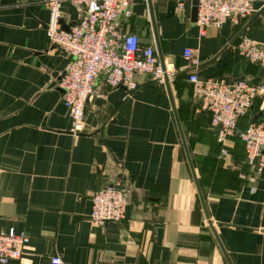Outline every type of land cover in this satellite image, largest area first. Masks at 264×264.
<instances>
[{
  "label": "crops",
  "instance_id": "obj_1",
  "mask_svg": "<svg viewBox=\"0 0 264 264\" xmlns=\"http://www.w3.org/2000/svg\"><path fill=\"white\" fill-rule=\"evenodd\" d=\"M183 2L179 9L176 0H152L151 9L136 0L122 20L126 33L157 48L152 10L165 64L177 70L170 92L150 75H138L131 93L100 78L76 136L60 86L70 57L51 44L48 8L38 0H0V232L27 236L23 259L0 264H52L53 257L63 264H229L224 251L231 264H264V169L246 163L239 135L226 148L218 142L219 128L192 101L189 82L195 72L264 86V65L236 49L243 37L264 44V10L202 31L195 0ZM78 17L65 2L63 29ZM185 49L195 51L197 68ZM262 113L259 93L238 133ZM112 184L129 193L127 217L96 225L92 197Z\"/></svg>",
  "mask_w": 264,
  "mask_h": 264
},
{
  "label": "built area",
  "instance_id": "obj_2",
  "mask_svg": "<svg viewBox=\"0 0 264 264\" xmlns=\"http://www.w3.org/2000/svg\"><path fill=\"white\" fill-rule=\"evenodd\" d=\"M136 0H38L50 13L47 35L54 47L68 53L70 61L60 79L63 103L71 119V133L84 132L85 109L89 99L97 93V83L103 78L111 88L124 87L134 92L139 88L138 75H150L153 82L165 87L177 74L174 66H162L155 46H143L138 35L126 33L123 19L132 16ZM148 2V0H144ZM183 9V0H176ZM71 2L79 11V17L69 30L62 27V6ZM264 0H197L196 24L204 31L208 27L219 28L227 21L239 23L252 17L258 10L255 4ZM236 49L240 55L254 64L264 65V44L243 37ZM184 58L190 67L197 68L199 60L193 49H185ZM193 85L192 101L201 110L212 114V126L218 131L217 140L226 148L227 141L236 134L244 144L246 163L262 171L264 169V119L253 122L245 131H237L242 117L249 114L253 101L264 86L256 87L244 79H202L190 73ZM227 155V149L223 150ZM129 193L120 184L107 185L92 197L91 222L104 226L126 219ZM27 236L14 230L0 232V262L21 260L26 255ZM52 264H63L59 257ZM115 264V263H108Z\"/></svg>",
  "mask_w": 264,
  "mask_h": 264
},
{
  "label": "water",
  "instance_id": "obj_3",
  "mask_svg": "<svg viewBox=\"0 0 264 264\" xmlns=\"http://www.w3.org/2000/svg\"><path fill=\"white\" fill-rule=\"evenodd\" d=\"M148 3L152 9V0H148ZM195 10L193 12V16L195 17V19L197 20V13H198V9H197V0H195ZM255 9L258 10V13H261L263 10H264V7H262V4L261 3H257L255 4ZM151 18H152V22H153V27H154V32H155V36H156V45H157V51H158V56H159V60H160V63L162 64L163 67H165V60H164V55H163V51H162V48H161V45H160V40H159V36H158V32H157V29L155 27V23H154V17H153V12L151 10ZM169 81L167 79V88H168V91L170 92V86H169ZM262 117H264V113L261 114ZM222 129V127L220 126L219 127V131ZM182 141H183V145L185 147V150H186V153H187V157H188V161H189V164H190V167H191V170H192V173H193V176H194V181L196 183V187H197V190H198V193H199V197H200V201L202 203V206H203V210L205 212V215H206V218L209 222V224L213 225L212 221L210 220V216H209V213H208V209L206 207V203H205V200H204V197H203V194H202V191L200 189V185L198 183V179L196 177V173H195V169H194V165L192 163V160H191V157H190V153H189V150H188V147L186 145V141H185V138H184V135L182 134ZM124 188V186H123ZM213 228V227H212ZM214 229V228H213ZM215 233V232H214ZM224 251V249H223ZM224 254L226 256V259L228 261L229 264H231L230 262V259L228 257V255L225 253L224 251Z\"/></svg>",
  "mask_w": 264,
  "mask_h": 264
},
{
  "label": "trees",
  "instance_id": "obj_4",
  "mask_svg": "<svg viewBox=\"0 0 264 264\" xmlns=\"http://www.w3.org/2000/svg\"><path fill=\"white\" fill-rule=\"evenodd\" d=\"M189 75H190V74H189ZM249 115H250V112H249V114L246 115L245 117H247V116H249ZM242 118H243V117H242ZM253 122H254V121H253ZM253 122H252V123H253ZM255 122H259V121H255ZM252 123H251V124H252ZM244 131H245V130H244Z\"/></svg>",
  "mask_w": 264,
  "mask_h": 264
},
{
  "label": "bare ground",
  "instance_id": "obj_5",
  "mask_svg": "<svg viewBox=\"0 0 264 264\" xmlns=\"http://www.w3.org/2000/svg\"><path fill=\"white\" fill-rule=\"evenodd\" d=\"M169 68H170V66H169Z\"/></svg>",
  "mask_w": 264,
  "mask_h": 264
}]
</instances>
